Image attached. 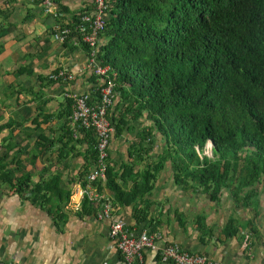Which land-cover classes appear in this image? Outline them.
<instances>
[{"label": "crops", "instance_id": "0c3cea01", "mask_svg": "<svg viewBox=\"0 0 264 264\" xmlns=\"http://www.w3.org/2000/svg\"><path fill=\"white\" fill-rule=\"evenodd\" d=\"M56 1L55 11L47 13L40 1L0 0L6 11L0 17V264H170L160 256L170 244L221 264H264V194L258 210L236 201L228 189L214 201L201 188L179 185L169 161L145 196L143 222L136 219V204L115 201L107 179L95 183H102L99 190L111 200L114 217L132 235L161 233L155 248L143 250L142 262L125 261L110 234V219H100L95 202L81 191L95 165L90 138L78 131L68 143L70 117L62 114L69 89L85 92L94 84L87 46L74 38L59 42L52 34L56 25L72 24L75 16L91 12L94 0ZM58 69L75 78L51 80ZM149 124L137 120L111 140L108 163L119 175L133 162L136 148H149L132 175L119 180L126 188L133 186L136 172L158 161L165 147L158 134L153 144L150 138L140 142L139 134ZM1 171L10 172L11 181ZM56 177L58 187L43 203L34 199L35 186ZM59 191L69 197L61 200ZM85 198L94 213H86ZM230 219H235L237 232L229 236L225 229Z\"/></svg>", "mask_w": 264, "mask_h": 264}, {"label": "trees", "instance_id": "16d2710c", "mask_svg": "<svg viewBox=\"0 0 264 264\" xmlns=\"http://www.w3.org/2000/svg\"><path fill=\"white\" fill-rule=\"evenodd\" d=\"M106 2L97 60L109 69L106 75L92 73L91 100L98 102L100 88L111 79L116 104L109 118L116 133L148 120L140 142L150 138L153 144L158 134L165 143L158 161L136 172L132 187L119 180L132 175L149 148H136L122 175L109 165L105 184L115 201L136 204L137 221H145V196L169 161L179 185L201 188L214 201L228 189L236 201L258 210L264 194V0ZM3 14L0 7V17ZM81 15L68 26L74 30ZM72 109L68 99L63 116L70 117ZM75 134L68 126V143ZM79 134L90 138V160L96 164L94 130L83 128ZM9 174L1 171L2 178L11 181ZM57 181L36 185L34 199L43 203ZM58 196L63 200L69 194L59 191ZM140 203L143 206L137 207ZM83 206L88 214L96 211L87 198ZM225 230L229 236L237 232L235 219Z\"/></svg>", "mask_w": 264, "mask_h": 264}, {"label": "built area", "instance_id": "2783aa9c", "mask_svg": "<svg viewBox=\"0 0 264 264\" xmlns=\"http://www.w3.org/2000/svg\"><path fill=\"white\" fill-rule=\"evenodd\" d=\"M40 1L45 12L53 13L57 7L56 0H33ZM94 8L89 13H84L80 17L79 23L73 30L68 25H56L53 30V37L65 43L73 31L76 33L73 38L87 45L88 66L98 75H106L109 66H102L97 60V50L99 45V34L105 27V18L108 11L106 0H94ZM53 81H70L75 78L74 74L64 69H58L50 76ZM68 99L72 101V113L70 115V125L77 133L80 129H93L97 139L98 160L90 169L87 175V183L83 187L82 194H87L98 207V217L100 219H110V234L116 240L117 250L123 255L128 263L142 262L143 250L155 248L156 240L161 233L149 234L142 232L138 236L132 235L127 224L121 219L114 217V206L98 186L97 181L107 179L109 167V146L116 132L115 126L109 118V111L115 103L114 82L107 79L100 88V98L98 102H92L90 91L78 92L69 89L66 92ZM162 261L170 264H221L219 261L197 252H191L178 244L164 246L160 250Z\"/></svg>", "mask_w": 264, "mask_h": 264}, {"label": "rangeland", "instance_id": "374dc122", "mask_svg": "<svg viewBox=\"0 0 264 264\" xmlns=\"http://www.w3.org/2000/svg\"><path fill=\"white\" fill-rule=\"evenodd\" d=\"M209 146H211V144H209ZM209 152V151H208ZM209 154L211 155V151L209 152Z\"/></svg>", "mask_w": 264, "mask_h": 264}]
</instances>
